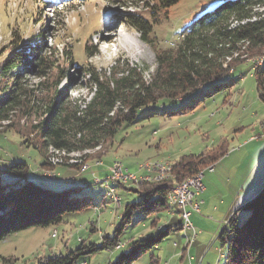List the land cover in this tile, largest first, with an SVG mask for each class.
<instances>
[{
  "label": "rangeland",
  "instance_id": "obj_1",
  "mask_svg": "<svg viewBox=\"0 0 264 264\" xmlns=\"http://www.w3.org/2000/svg\"><path fill=\"white\" fill-rule=\"evenodd\" d=\"M219 1L180 0L165 12L159 11L151 19L150 43L146 44L124 20L130 14L150 18L152 0H0V61L8 54L12 37L25 43L42 35L47 46L56 50L58 66L64 72L58 90L66 92L69 101H89L92 95L89 94V71L108 74L116 64L122 67L128 64L143 72L148 79L156 68V54L162 51L174 53L185 36L200 29L195 20L211 11ZM103 38L107 39L103 41ZM65 48L69 50V56H73L71 65L60 54ZM94 50L97 53L91 56ZM262 57H241L244 62L248 60L251 66L242 65L222 79L200 86L183 97L181 102L159 100L156 104L138 109L134 122L122 125L112 144L108 142L97 150L81 155L84 164H70L69 167L68 159L77 157L71 155L65 161L68 167L58 165L50 170L42 169L40 164L44 159L36 149L28 147L33 144L32 135L24 138L12 131L0 134V169L6 170L15 162L25 163L29 168V177L32 171L38 174L32 181L43 188L57 191L61 189L58 185L65 182L58 168H68L76 174L74 180L67 179L69 185L82 187L79 197H91L96 205V210L65 214L58 224L7 235L0 241V264H8L4 260H8L9 264H41L46 259L65 256L81 244L99 246L104 238L114 237L121 224L125 205L138 200L133 190L139 189L141 183L128 187L113 186L107 181L112 165L114 168L119 164L130 173L138 174L139 165L165 163L162 160L173 164L181 157L199 155L219 146L217 150H223L226 154L216 163L224 157L227 159L216 168L217 173L212 171L204 175V189L205 183L209 185L205 196L211 204L206 208L202 203L200 212L193 213L201 219H198L201 226H193L201 233L191 241L189 231L190 236L184 237V246L187 249L191 245L190 254L193 257L191 263L186 258L185 264H225L227 248L221 245L218 235L234 212L242 214L240 201L251 189V184L244 183L258 163L257 158L251 165V154L249 159L243 157L238 160L245 151L242 149L239 153L240 143L248 135L255 133L256 137L264 133V104L258 98L252 69ZM77 69L81 73H77ZM65 78L72 79L69 88ZM174 112L176 114L171 115ZM257 127L260 130L258 134L255 132L258 131ZM26 141L28 146L23 143ZM224 142L225 146L222 145ZM13 178L2 174L5 183ZM237 178L242 179V184L238 185L240 199L226 220L217 225L208 212L217 207L222 198L228 204L233 201ZM111 188L114 190L112 193L109 192ZM263 189L264 185L253 198ZM173 206L169 205L166 211L161 209L150 216L133 214L130 223L122 226L116 235L119 243L125 246L130 241L156 234L160 228L167 229L169 225L181 226L182 234L187 232L182 229V211L179 210V213L177 207ZM246 216L247 213L240 218L241 221ZM190 221L193 223V218ZM178 232H170L158 250L144 252L131 264H149L151 255L158 256L165 244L169 246L172 240L179 239V236H175ZM186 239L190 240V244ZM127 251L125 247L121 250L105 247L94 254L78 257L74 264L114 263Z\"/></svg>",
  "mask_w": 264,
  "mask_h": 264
},
{
  "label": "trees",
  "instance_id": "obj_2",
  "mask_svg": "<svg viewBox=\"0 0 264 264\" xmlns=\"http://www.w3.org/2000/svg\"><path fill=\"white\" fill-rule=\"evenodd\" d=\"M152 1L150 18L130 14L124 20L146 44L150 43L151 19L180 0ZM194 23L200 29L185 36L174 53L156 54V68L148 79L128 64L122 67L118 63L108 74L89 71V94L92 95L83 109L79 106L81 101H69L67 93L58 90L64 72L58 66L56 50L47 46L45 37L40 35L25 43L12 37L9 52L0 61V134L12 131L24 138L32 135L33 144L23 143L36 149L44 159L40 164L42 169L50 170L53 166L48 162L49 155L58 152L65 159L78 154L81 157L108 142L112 144L118 129L134 122L138 109L159 100L181 102L200 86L220 80L242 65L251 66L241 57L264 56V0H220ZM65 49L60 54L71 65L73 56ZM91 53L94 56L97 52ZM262 61L255 69L251 68L258 98L264 104V57ZM77 73H81L80 69ZM65 81L69 88L72 79L65 78ZM218 148L181 157L172 164L167 182H142L139 189L133 190L138 200L125 205L121 224L111 239L104 238L99 246L81 244L65 256L58 255L41 264H74L82 255L94 254L105 247L115 248L119 243L118 231L130 223L133 214L150 216L161 209L167 210V197L175 184H182L209 164L214 166L226 154ZM4 173L14 177L11 182H3ZM29 175L28 165L21 162L13 163L6 170L0 169V241L29 228L58 224L65 214L96 210L93 198L79 197L82 187L69 185L54 191L32 181L33 172ZM241 211L242 214L236 212L228 219L218 235L221 245L227 248L225 264H264V189ZM246 213L245 220L241 221ZM177 229L160 228L154 235L130 241L124 246L127 253L109 264L135 262ZM4 262L9 264L8 260ZM149 264H158L157 258L151 255Z\"/></svg>",
  "mask_w": 264,
  "mask_h": 264
},
{
  "label": "crops",
  "instance_id": "obj_3",
  "mask_svg": "<svg viewBox=\"0 0 264 264\" xmlns=\"http://www.w3.org/2000/svg\"><path fill=\"white\" fill-rule=\"evenodd\" d=\"M256 129H258V131H255V132H256V134H258L260 131L259 127H257ZM254 135H255V133H254ZM254 135L253 134L248 135L247 138H243L241 143H240L241 150H238L239 153H241L242 149L245 150L244 153H242V155H240L238 157V160L243 159V157H244V159L245 158L249 159L250 157H252V159H251L252 160L251 165H252L254 163V160L256 161L258 158L257 167L247 177L246 183H244L245 185L251 184V189H250V192L247 193V195L243 199H241V201H240L241 203L239 202L243 206L246 203H248L251 200V198H253V196H255V194H257L258 191L264 185V140L263 139H256ZM256 137L259 138L258 136H256ZM250 154H251V156L249 157ZM226 159L224 157V159L221 162L216 163L214 165L215 167L213 166V168L215 169L213 171L217 173L216 168L219 165H221L222 162L225 161ZM58 171L61 173V175L62 174L64 175V181H65L64 184L58 185V186H61V188H65V187L69 186L67 179H69V180L73 179L74 180V178L76 177V174H73L68 168H58ZM33 174L35 177L38 176L34 172H33ZM239 184H242L241 178L236 179L235 189H234L235 191L232 194V196H234L233 201L229 202V204H228V203H226L225 198H222L219 201L220 206L219 205L217 207L214 206L211 210L210 209L207 210V211L210 210L208 212V214H210V216L213 218V220L216 221L217 225H218V222H219V224H221L222 222H224L226 220V217L229 215V213L232 212V209L237 204L236 202L240 199V193L238 194V190H239L238 185ZM208 186L209 185L207 183H205L204 192L200 195V200H202L203 206L206 208L211 204L207 201L208 198L205 196L206 192H208ZM171 206H173V205H171ZM221 206L223 207L222 210L220 209ZM176 209L178 211L180 210L178 207ZM179 213H180V211H179ZM190 218H193V223H192L193 226H195V227L201 226L199 221H198V219H200V218L196 214H192ZM227 221H226V223H227ZM226 223L224 224V226L226 225ZM169 227H171V226L169 225ZM169 227H167V228H169ZM173 227L178 228L177 230H172V231H179L178 234H175V236L176 235L179 236V239L178 240H176V239L172 240V244L169 246L167 244H165L163 249L160 250V253L158 256H155V255L154 256L152 255V256L154 258H157L158 264H185L186 258L189 260L188 262L191 263V261L193 260L192 259L193 257L190 254L191 245L187 249H185V246H184V237L190 236V232L187 231V232L182 234L181 226H173ZM163 228H165V227H163ZM172 231H170V232H172ZM180 234H182V235H180ZM193 242L191 244H193ZM159 247L160 246L158 245L154 249L158 250ZM115 249H116V247H115ZM121 249H124V247L117 249V250H121ZM195 250H196V248L194 249V251Z\"/></svg>",
  "mask_w": 264,
  "mask_h": 264
},
{
  "label": "built area",
  "instance_id": "obj_4",
  "mask_svg": "<svg viewBox=\"0 0 264 264\" xmlns=\"http://www.w3.org/2000/svg\"><path fill=\"white\" fill-rule=\"evenodd\" d=\"M262 62H256V67H258ZM256 139H263L264 137H259ZM165 163L172 164L168 161L162 160ZM146 178H153V183H162L167 182V175L158 173V169H143L138 170L137 173H130L127 169L124 168H111V173L107 178V181L111 182L113 186H122L128 187L129 185L137 186L138 184L145 182ZM204 178V176H203ZM203 178L200 181L192 182L187 188H180V183L175 184V187L179 191V200L177 201L180 208L184 210V220L183 223H188L190 231L194 239L201 233L197 231L191 221L190 217L193 213L200 212V206L202 201L200 200V195L204 192ZM110 192H114L113 188L110 189ZM200 232V233H199ZM124 244L118 243L116 249L123 248ZM193 259V258H192Z\"/></svg>",
  "mask_w": 264,
  "mask_h": 264
},
{
  "label": "bare ground",
  "instance_id": "obj_5",
  "mask_svg": "<svg viewBox=\"0 0 264 264\" xmlns=\"http://www.w3.org/2000/svg\"><path fill=\"white\" fill-rule=\"evenodd\" d=\"M238 24V23H237ZM260 61L258 62H262V59H259ZM254 62V61H253ZM249 63V62H248ZM90 98V97H89ZM84 100V99H83ZM90 100V99H89ZM88 102V100H85V101H82L79 106H80V109H83L86 105V103ZM262 125V124H261ZM262 134V132H261ZM258 137H264V133L261 135V136H258ZM257 138V137H255ZM55 153V152H54ZM58 153V152H57ZM57 153H55L56 155L54 156H51L49 155L48 156V162L50 164H52V166L56 167L60 164H66L65 161L66 159L62 156L57 155ZM79 155V154H78ZM76 155L77 157H75V159L73 158H69L68 161H69V167L72 165V164H84V160H82V158L80 157V155L78 156ZM86 160V159H85ZM67 162V161H66ZM100 163V162H99ZM68 164V163H67ZM66 164V165H67ZM71 164V165H70ZM74 166V165H73ZM79 166V165H78ZM81 167V166H80ZM122 166H120L119 164H116L114 165V168H121ZM76 168V167H75ZM83 168V167H82ZM86 169V166L84 167V170ZM143 169H158V173H161L163 175H167V179L169 177V175L171 174V171H172V166L168 163H161V162H155V163H146V164H143V165H139V170H143ZM213 171V166H208L206 167L205 169L203 170H200L199 172H197L196 174H194L192 177H190L189 179H187L185 182H183L182 184H180V188H187L189 185H191L192 182H197V181H200L204 174L206 172H212ZM49 172V171H48ZM48 174V173H47ZM49 177V176H48ZM145 181H153V178H146ZM110 192V191H109ZM116 200V199H114ZM179 200V191L178 189L174 186L171 191H170V194L168 195L167 197V203L169 205H175L176 207H178L181 211H182V219L184 220V210L182 208H180L179 204H178V201ZM182 229L186 230V231H190V227L188 225V223H184L182 225ZM192 234V232H191ZM193 236L191 237V241L193 240ZM187 241V239H186ZM187 244H190V240L187 241Z\"/></svg>",
  "mask_w": 264,
  "mask_h": 264
},
{
  "label": "water",
  "instance_id": "obj_6",
  "mask_svg": "<svg viewBox=\"0 0 264 264\" xmlns=\"http://www.w3.org/2000/svg\"><path fill=\"white\" fill-rule=\"evenodd\" d=\"M234 213H236V212H234ZM221 232V231H220Z\"/></svg>",
  "mask_w": 264,
  "mask_h": 264
}]
</instances>
